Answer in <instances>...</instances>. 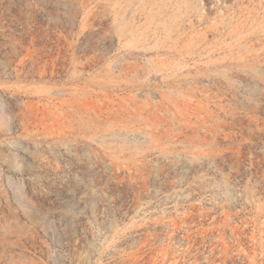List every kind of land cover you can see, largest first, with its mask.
<instances>
[{
    "label": "rangeland",
    "instance_id": "obj_1",
    "mask_svg": "<svg viewBox=\"0 0 264 264\" xmlns=\"http://www.w3.org/2000/svg\"><path fill=\"white\" fill-rule=\"evenodd\" d=\"M0 264H264V0H0Z\"/></svg>",
    "mask_w": 264,
    "mask_h": 264
}]
</instances>
